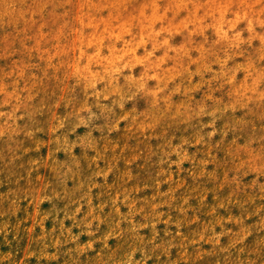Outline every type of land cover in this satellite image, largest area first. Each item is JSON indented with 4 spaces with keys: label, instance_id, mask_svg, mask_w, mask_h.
I'll use <instances>...</instances> for the list:
<instances>
[{
    "label": "rangeland",
    "instance_id": "rangeland-1",
    "mask_svg": "<svg viewBox=\"0 0 264 264\" xmlns=\"http://www.w3.org/2000/svg\"><path fill=\"white\" fill-rule=\"evenodd\" d=\"M0 264H264V0H0Z\"/></svg>",
    "mask_w": 264,
    "mask_h": 264
}]
</instances>
